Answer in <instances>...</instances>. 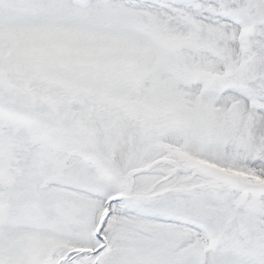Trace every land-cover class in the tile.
Instances as JSON below:
<instances>
[{"label": "snow or ice", "instance_id": "obj_1", "mask_svg": "<svg viewBox=\"0 0 264 264\" xmlns=\"http://www.w3.org/2000/svg\"><path fill=\"white\" fill-rule=\"evenodd\" d=\"M0 264H264V0H0Z\"/></svg>", "mask_w": 264, "mask_h": 264}]
</instances>
